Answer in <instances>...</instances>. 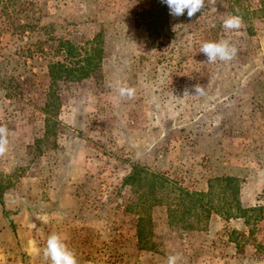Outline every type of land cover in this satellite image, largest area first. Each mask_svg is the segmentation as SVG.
I'll return each instance as SVG.
<instances>
[{
	"label": "rangeland",
	"instance_id": "374dc122",
	"mask_svg": "<svg viewBox=\"0 0 264 264\" xmlns=\"http://www.w3.org/2000/svg\"><path fill=\"white\" fill-rule=\"evenodd\" d=\"M262 1L206 0L189 18L187 10L170 15L162 0H0V61L23 77L21 97L0 91V126L9 130L0 157V264H42L54 232L68 237L80 264H166L177 253L179 264H264ZM231 15L243 17L241 29L222 27ZM10 23L32 25L18 34ZM95 38L100 70L60 85L57 127L47 136V63L58 41L88 49ZM224 39L237 55L209 63L201 46ZM118 84L134 87V98L120 97ZM134 165L190 192L237 178L242 205L263 211L250 226L213 214L184 232L157 206L151 248L139 236L141 193L124 184Z\"/></svg>",
	"mask_w": 264,
	"mask_h": 264
},
{
	"label": "trees",
	"instance_id": "16d2710c",
	"mask_svg": "<svg viewBox=\"0 0 264 264\" xmlns=\"http://www.w3.org/2000/svg\"><path fill=\"white\" fill-rule=\"evenodd\" d=\"M262 2L264 8V0ZM31 25L10 23L18 34H24L30 30ZM149 31L154 29L151 28ZM86 45L88 49L86 46L78 47L70 41L60 40L53 53L56 59L47 63L49 85L43 108L47 136L57 127V118L61 109L60 85L82 81L90 78L93 72L100 70L104 59L102 46L98 44L97 38ZM29 50L30 45L27 44L21 47V54L28 53ZM10 65V60L0 61V91L5 92L7 99L15 100L21 97L23 77L20 74L16 76L12 74ZM14 71L16 73L17 70L14 69ZM124 184L141 193L138 207L143 210V214L139 215V236L146 239L145 243L149 245L151 244L148 240L152 235L150 212L157 206L167 208L170 228H181L184 232L198 231L207 224L213 214L227 218H240L247 226H250L253 219L259 220L258 213L263 211L262 207L245 208L242 205L240 182L237 178L229 176L211 179L206 193L190 192L161 174L152 172L144 166L134 165L124 179ZM154 247L155 245H151V248Z\"/></svg>",
	"mask_w": 264,
	"mask_h": 264
},
{
	"label": "clouds",
	"instance_id": "9594fccd",
	"mask_svg": "<svg viewBox=\"0 0 264 264\" xmlns=\"http://www.w3.org/2000/svg\"><path fill=\"white\" fill-rule=\"evenodd\" d=\"M170 10V15L180 17L185 14L192 18L198 12L204 9L206 0H162ZM208 4L216 3V0H207ZM243 17L240 15H231L223 21L222 27L227 30H239L243 27ZM215 27V25H212ZM204 53L209 63H214L217 60L231 61L238 53V48L235 44L224 39L220 41L205 42L200 49ZM117 91L120 97L132 99L136 94L134 87L126 85H117ZM195 91L197 95H203L205 88L196 85ZM9 130L5 126H0V157H3L9 146ZM68 237L61 233H52L48 236L46 247L43 250L42 264H80L78 254L71 249L67 243ZM181 260L180 254H169L166 264H179Z\"/></svg>",
	"mask_w": 264,
	"mask_h": 264
}]
</instances>
